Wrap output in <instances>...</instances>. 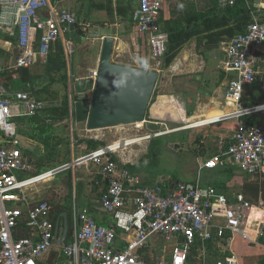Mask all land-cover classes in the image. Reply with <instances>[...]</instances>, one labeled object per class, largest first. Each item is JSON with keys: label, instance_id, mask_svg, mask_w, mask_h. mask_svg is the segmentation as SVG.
Here are the masks:
<instances>
[{"label": "built area", "instance_id": "1", "mask_svg": "<svg viewBox=\"0 0 264 264\" xmlns=\"http://www.w3.org/2000/svg\"><path fill=\"white\" fill-rule=\"evenodd\" d=\"M132 1L134 31L145 40L149 56L159 59L168 43L160 20L169 0ZM236 1L216 0L222 10ZM241 1L252 20L244 31L222 42L225 58L220 63L225 73L233 74L227 80L223 97L237 108L218 121L235 118L236 127L229 140L219 137L215 153L203 157L199 169L231 166L256 176L259 181L256 202L247 200L240 192L231 197L212 186L203 187L199 179L194 183L141 184L135 173L112 158V152L120 146L110 149L107 145L77 160L100 163L106 188L98 203L110 222L98 223L88 209H79L73 202L69 237L60 242L63 227L58 225L56 237L57 220L51 218V202L28 201L25 188L44 172L49 171L53 178L69 166L30 174L35 160L22 145L15 119L34 115L45 104L29 92H11L6 83L16 78L21 68L45 61L52 44L70 27L85 30L86 24L72 11L50 0H0L3 43L0 48L11 55L5 64H0V264H39L54 248L60 251L66 264H191L188 256L196 242L203 245L215 239L224 240L226 232L249 239L264 235V124H246L240 118L258 112L257 105L246 108L241 100L245 86L257 80L255 52L264 44V23L258 12L264 9V0ZM64 47L67 54L72 53L73 43L68 38ZM96 76L97 66L88 69L85 77L94 81ZM119 235L124 236L121 245L117 242ZM154 235L173 242L169 258L161 254L147 259L141 253ZM198 264H238V261L233 255H225Z\"/></svg>", "mask_w": 264, "mask_h": 264}, {"label": "crops", "instance_id": "2", "mask_svg": "<svg viewBox=\"0 0 264 264\" xmlns=\"http://www.w3.org/2000/svg\"><path fill=\"white\" fill-rule=\"evenodd\" d=\"M50 1L59 7H64L72 11L80 21L86 24V29L81 30L76 27H70L67 33H65L62 37L58 38L57 41L54 44H52L49 52V56L45 61H37L34 65L27 68V73L25 74H23L21 70H19L18 76L8 81V83H6V86L11 92L26 91L31 93L36 99L42 101L45 104V107L52 105L53 106L59 105L61 101L64 99V97L67 96L70 112L72 110L71 117L65 120L56 117L46 118L47 123H50L52 125V128L55 132L62 134L66 137H69V140L73 136V131L74 130L77 131V129L80 128V131L85 132L86 134L84 136L83 134L78 133L80 139L83 140L81 141L82 143L86 145L85 141L92 139V140L100 141L104 144V146H107L109 144H107V141L103 138L104 132L102 131L103 130L102 128L87 129L84 123H78L75 121L73 101L70 106L71 101L69 100V98H70V94L73 95L74 93L72 87L74 85V81L76 79H80L87 76L88 69L97 66L98 59L100 56L101 46H102V37L105 35L112 36L114 38V44L116 42V39H119V32L117 30L120 28L121 25L126 24V12L124 9L127 8L130 9L129 14H127L128 16L127 18L129 19L128 21L130 27L132 28L131 31L132 37L138 40L137 42L145 41L142 37L136 34V32L134 31V27L132 25L131 12L135 7V2L132 0H118L119 5L121 6V9H123V13H124L122 16L119 17H123L124 20H121V22L119 21L116 22L115 21L116 15L119 14L118 11H120V9L119 10L115 9L113 1L112 4H113L114 12L112 15H108L106 13V10L104 9H97L93 6L94 3H100L104 0H50ZM125 2L127 3L124 4ZM245 7L247 8L246 5ZM166 11H167V7L164 12V17H163L164 20L168 19V16H166ZM258 17L260 18V21L264 23V18L262 19V17H260L259 14ZM250 19L252 20L251 17ZM78 30H80L81 32L77 33ZM66 38H68L69 40L71 38L72 40L70 41L73 43V48H72L73 72H71V68H70L71 54H67L64 47V40ZM74 38L78 39V40L76 39L78 43L73 42ZM8 40L11 39L8 38ZM222 42L224 41H221L218 47L206 49L202 45L200 48H197L196 37H192L191 39H189L181 47L179 53L172 61V63L166 69L165 68L164 69L166 70V73H168L172 77L171 78L172 85L176 82H179L178 84L189 85L193 87L194 90L191 89L190 91L185 87L179 88L178 85H176V87L167 88V90H165L164 92L158 93L157 98L160 95L158 101H156L157 98H155L153 95L148 105L145 120L142 122H137L135 126L138 128H142L143 130L145 126L151 125V123L161 124V122L164 119L159 117L158 114H162V116L165 115L168 109L170 110V108H173L175 102L177 103L175 105V108L179 109L178 113L184 115L182 119L184 120L191 118L192 120H195L197 118V120L193 122L199 121L201 119H209L218 115H222L224 113L234 111L235 110L234 103L229 104L228 102H230V100L227 99L225 100L223 97L224 87L228 82L227 80L233 74L225 73L220 68V63L225 58V52L222 46ZM2 44H3L2 40H0V46ZM120 45H123L122 41H120ZM85 46H92V47H90L87 51L84 48ZM16 53L17 50H15V54ZM10 56L11 55L6 53L4 49L0 48L1 65L5 64ZM255 57L257 59L258 80L254 82V87L252 89L249 88L247 90V92L249 91V95L247 96L245 95V98L246 97L253 98L252 95L250 94L253 92L252 90H254L255 86H259L262 95L260 96L257 95L256 98L254 97V99H257L258 101H260L259 103H261V100L259 99H262V101H264V44L255 52ZM92 61H95V63H93ZM89 65L90 68H88ZM37 67L38 69H35ZM47 77L49 79H47ZM64 77L66 78L65 84H63L62 82V78ZM18 80H21L23 82V86L20 87L18 85H15L16 81ZM53 92H57V93L53 94ZM263 105L264 103L258 104L257 105L258 108L256 111L258 110L260 111L250 114L248 118L254 120L255 123L264 124ZM188 109L192 110V114L190 116H187L186 114V111ZM189 124H191V122ZM229 129L231 130V128ZM176 130L177 129H173V130L168 129L165 131L154 133L152 136L153 138L158 136H164V133L165 134L169 132L172 133V132H176ZM81 136L83 137L81 138ZM219 137H223V135H219L218 140ZM135 138L141 139L139 141L148 140V139L151 140V136L149 134L139 135L136 136ZM20 139L22 145H24L25 141L22 139V137H20ZM124 139L125 138H122L120 140H124ZM26 141L29 144L30 143L32 144V141L30 139H26ZM137 142H135V144ZM130 145L132 144H129V146ZM173 145L175 146L176 143ZM26 146H28L27 143ZM104 146H98L96 149ZM85 148L87 149V152L93 151L92 149L91 150L88 149L87 145L85 146ZM149 148H150V144L148 146V150ZM202 149L203 148L198 149L196 153L197 168H196L195 179L192 178L190 180H186L185 181L186 183H194L196 179H199V182L203 187L212 186L217 191L230 195L231 197L234 196L233 194L240 192L245 196V198H247V200L256 202L258 192L256 197L254 198L248 197V195L242 188L245 177L244 173L238 168L231 166H218L217 168H213V169H205V168L199 169V164L201 162V159H203V157L205 156L207 157L215 153L217 149V143L212 153L210 152L209 154H204L205 150L203 149L204 150L203 151ZM26 152L30 154L28 151ZM31 156L34 158L33 155ZM112 156L123 167L129 169L128 166H132V170L130 169L129 170L135 173L139 177L141 184L152 185L158 181L167 182L165 181L164 178H160V179L157 178L152 180L141 177L136 172V168H138L137 165L139 161L137 162L135 161V159L133 160L131 158L129 149H125V150L122 148L117 149L116 151L112 152ZM85 164H86L85 167L88 171V175L90 176L88 181L89 183H85V184L77 183V185L75 184L76 186L73 185V189L75 188L76 190L75 200L73 197L71 205L69 204L70 211L67 209V207L63 210L61 209L59 210L60 215L56 218V220L58 221V225H62V227L64 223V218L63 216H61V213L67 212L68 224H69L70 213L73 202L76 204L77 208L79 209H88L98 223L106 224L110 222V218L107 215H105L104 211L101 209L98 203V197L102 194V192L106 188V183L103 180V176L100 173L101 165L99 162L93 160L85 161ZM76 180L79 181V178L77 177ZM168 182H173V181H168ZM258 191H259V181H258ZM25 198L28 201H37L39 199H46V198L36 199L34 197V194L32 193V190L30 189L25 191ZM64 199L66 198H63L60 204L65 206V204H63ZM123 238H124L123 235L118 236L117 238L118 245H121V242H123ZM66 239H67V235H66ZM172 245L173 242L165 241L162 239L161 236L154 235L148 240L146 246L143 247L140 251L142 254H144V256L147 259H152L161 254L166 256V258H169ZM194 247L196 252L194 258L196 260L195 263H191V264H198L202 260L207 262H212L215 259L225 255H233L238 261V264H264V245L260 244V236L249 239V238H244L238 234H231L229 232H226L224 240L215 239L208 241L203 245L201 244V242H196ZM44 256L45 258L43 260L41 259L39 264H66L63 255L60 253V251L56 250L55 248L49 251L48 253H46Z\"/></svg>", "mask_w": 264, "mask_h": 264}, {"label": "rangeland", "instance_id": "3", "mask_svg": "<svg viewBox=\"0 0 264 264\" xmlns=\"http://www.w3.org/2000/svg\"><path fill=\"white\" fill-rule=\"evenodd\" d=\"M112 1L114 2L115 9H120V11L123 12V9H121V6L119 5V1ZM126 3L127 2H125L124 4ZM210 6L211 4L208 2V0H169L166 16H168V19H175L187 13V11L192 10L193 8L196 11H206L208 8H210ZM124 10L126 12V24L121 25L120 28L117 30L119 32V39H116V42L114 44L111 60L116 63L137 66L146 70H157L159 72V76L158 82L156 83L154 89L155 98H157L158 93L164 92L165 90H167V88L176 87V85H178L179 88L185 87L190 91L191 89L194 90V88L189 85L178 84L179 82H176L173 85L171 84L172 77L168 73H166V68L162 69L161 67L162 59L151 58L149 56V51L146 42H137L138 40L132 37V28L130 27L128 21L129 19L127 18V14H129L130 9L127 8ZM119 16L122 15H116V22H121V20H124L123 17ZM76 39L77 38H74V43H78V39ZM120 41H122L124 44L120 45ZM90 47L92 46H85L84 48L88 51ZM92 62L95 63V61ZM88 68H90V65L88 66ZM35 69H38V67ZM47 79L49 78L47 77ZM15 85L21 87L23 86V82L21 80H18L16 81ZM252 91L250 95H252L253 98H256L257 95H262L259 86H255L254 90ZM56 93L57 92H53V94ZM245 95H249V91H246L244 93V97ZM248 99L250 98H244L243 102L246 103V100ZM259 100H261V103H264L262 99ZM228 103L232 104L233 102L230 101ZM174 104L176 105L177 103L175 102ZM175 105L173 106V108L169 107L170 110L168 109L165 115L162 116V114H158L159 117L164 119L161 124L151 123V125L145 126L143 130L142 128H138L135 126L137 123H129L114 127L102 128V131L104 132L103 138L107 141V144H111L117 141L120 136H122L120 138H135L139 135H151V140L148 139L138 141V144L134 143L130 145V147L127 146L131 154V158L133 160L135 159V161L137 162L139 161L137 165L138 168H136V172L141 177L152 180L157 178H164L167 182H185L186 180H190L192 178L195 179L197 168L196 153L197 150L200 148L197 146V144L192 143V141L198 137L202 139H205L207 137L205 139L203 147V149L205 150L204 154H209L214 148L215 143L213 142V140L210 141V136H208L209 124H207L208 126L206 127L197 126L193 128H183L186 125V123L184 125L182 119L184 115L178 113L179 109L175 108ZM20 120L21 119H15L17 127L20 124ZM168 129L177 130L176 132H169L164 134V136H158L153 138L152 135L154 133H158L160 131H165ZM184 131L186 133L187 141L181 142V133H183ZM78 133H81L84 136L86 135L85 132L80 131V128H78L77 131H73V136L70 140H67L68 142L66 141V138H63L61 144L57 146L54 151L49 154V156H44L40 158H37L35 156L36 160L32 168V172L30 174H38L49 169L57 167L60 168L63 165L70 164L71 162L76 161L77 159L87 155L89 152H87V149L85 148L86 145L81 142L83 140L80 139ZM82 137L83 136H81V138ZM26 143L28 144L27 141ZM26 143L24 142V144ZM175 143L178 146L175 147L173 145ZM149 144L150 148L148 150ZM29 146L31 147V150L34 154L39 151L38 149L34 148V145L32 146L31 144H29ZM85 165V162H81L79 164H72L68 167V169L58 172L53 178H49L39 182L38 184H34L28 187L26 190H32V193L34 194V197L36 199L46 198L50 200L55 210H57L59 206L62 205L60 204L62 199L66 198L63 200V204H65L67 209L70 211L69 204L71 205L73 197L75 200L76 190L75 188L73 189V185L76 186L77 183H89L88 181L90 176L88 175V171ZM77 177L79 178V181L76 180ZM263 236H260V244L264 245ZM44 258L45 256H43L42 260Z\"/></svg>", "mask_w": 264, "mask_h": 264}, {"label": "trees", "instance_id": "4", "mask_svg": "<svg viewBox=\"0 0 264 264\" xmlns=\"http://www.w3.org/2000/svg\"><path fill=\"white\" fill-rule=\"evenodd\" d=\"M211 4L210 8L206 11H196L194 8L192 10L187 11V13L175 18V19H167L163 18L160 20L162 29L168 34V43L166 47V51L161 57L162 59V69L167 68L172 61L175 59L177 54L179 53L181 47L192 37L197 38V48H200L201 45L206 49L218 47L221 41H227L232 36L237 33L244 31L247 24L250 22V13L249 10L245 7L244 3L241 0H237L236 3L232 6L227 7L225 10H218L216 0H208ZM93 6L97 9H104L108 15H112L114 12L112 0H104L100 3H94ZM119 14L123 15L124 13L119 11ZM259 16L264 18V9L258 12ZM263 21V20H262ZM81 32L80 30L77 33ZM69 38V37H68ZM70 40H72L70 38ZM49 56V55H48ZM199 74V73H196ZM195 76V75H193ZM66 78H62L63 84H65ZM254 87V82L246 85L244 89V93L249 89ZM154 95V93H153ZM160 95L158 96V101ZM244 94L241 100L243 107H252L254 105L259 104L257 100L254 98H250L246 100L244 103ZM156 103V102H155ZM187 116L192 114V110L188 109L186 111ZM250 115H243L240 118L246 124L255 123L254 120L248 118ZM61 118L65 120L71 117L70 107L67 100V96L61 101L59 105L55 106H47L30 116H20L17 119L20 120V124L18 125V135L22 137V139L26 143V139H31L32 146L34 145L35 149L39 151L34 154L29 146V143L23 145V147L28 151L31 155L40 158L44 156H49L50 153L54 151V149L61 144L63 138H66V141L69 137H66L62 134L55 132L50 123H47L46 118ZM197 120V118L195 119ZM191 118L184 119L185 123L189 124L193 121ZM204 127L208 125H203ZM236 127V119L230 118L227 120H222L218 122L211 123L208 128V133L210 136V141L213 140L215 143L213 150L216 147V143L218 141V136L223 135L225 139H229L232 132ZM231 128V130L229 129ZM181 142L187 141L185 131L181 133ZM207 138V137H206ZM205 138V139H206ZM205 139L196 138L192 141V143L197 144L198 147L203 148ZM68 142V141H67ZM86 145L88 149L95 150L98 146H104V144L100 141L96 140H86ZM45 152V153H44ZM113 159H115L112 156ZM36 160V158H35ZM130 170H132V166H128ZM244 183L243 190L246 192L248 197H256L258 192V178L254 175H249L244 173ZM245 197V196H244ZM247 199V198H246ZM50 201V200H49ZM251 201V200H250ZM254 202V201H251ZM52 204V203H51ZM66 206L61 205L57 210L54 209L52 205V220L56 221V218L60 215L59 210L65 209ZM70 233V221L68 224V232L67 237H69ZM196 255L195 247L193 246L190 249V253L188 256V260L190 263H195L194 256Z\"/></svg>", "mask_w": 264, "mask_h": 264}, {"label": "water", "instance_id": "5", "mask_svg": "<svg viewBox=\"0 0 264 264\" xmlns=\"http://www.w3.org/2000/svg\"><path fill=\"white\" fill-rule=\"evenodd\" d=\"M113 47L114 38L110 35L103 36L96 79L94 81L88 77L76 79L72 86L74 93L71 97L75 121L84 123L87 129H101L144 121L154 93L159 72L155 69L146 70L113 62L111 60ZM72 56L71 53V72H73ZM20 70L23 74L27 73L25 67ZM76 161L68 166L75 164ZM61 216L64 218V223L59 241L64 242L68 232L67 212L61 213ZM57 229L58 221L56 237Z\"/></svg>", "mask_w": 264, "mask_h": 264}, {"label": "bare ground", "instance_id": "6", "mask_svg": "<svg viewBox=\"0 0 264 264\" xmlns=\"http://www.w3.org/2000/svg\"><path fill=\"white\" fill-rule=\"evenodd\" d=\"M124 44V43H123ZM234 103V102H233ZM234 105H235V110L234 111H231V112H228V113H224V114H222V115H218V116H215V117H212V118H209V119H201V120H199V121H196V122H193V123H191V124H186L183 128H193V127H197V126H203V125H206V124H210V123H212V122H215V121H218L222 116H225V115H227V114H230V113H234V112H236V108H237V106H236V104L234 103ZM264 106V105H263ZM255 107H257L258 108V106H255ZM257 110V109H256ZM258 111H260V110H258ZM261 111H263V110H261ZM142 122V121H141ZM178 129H180V128H178ZM97 132V131H96ZM99 134V133H98ZM103 134V133H102ZM165 134V133H164ZM101 135V134H100ZM125 135V134H124ZM151 136V135H150ZM120 137H122V136H120ZM118 138V140L117 141H115V142H113V143H111V144H109L110 145V149H116V148H118L119 146H120V148H122V149H128L127 148V146L128 147H130L129 146V144H133V143H135V142H137V141H139V140H141V139H137V138H125V143L123 142V140H120V139H122V138ZM120 140V141H119ZM143 141V140H142ZM131 149V148H130ZM123 154V153H122ZM81 162H83V160H77L76 162H75V164H79V163H81ZM49 178H52V176H51V174H49V171H46V172H44L43 174H41V176L39 177V178H37V179H34V180H32V183L28 186V187H30V186H32V185H34V184H38L39 182H41V181H44V180H46V179H49ZM28 187H26L25 188V191H26V189L28 188Z\"/></svg>", "mask_w": 264, "mask_h": 264}]
</instances>
